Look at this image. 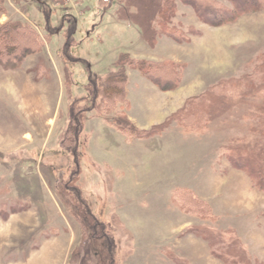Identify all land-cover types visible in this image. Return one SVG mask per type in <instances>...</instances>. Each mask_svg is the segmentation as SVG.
<instances>
[{
	"label": "rangeland",
	"instance_id": "obj_1",
	"mask_svg": "<svg viewBox=\"0 0 264 264\" xmlns=\"http://www.w3.org/2000/svg\"><path fill=\"white\" fill-rule=\"evenodd\" d=\"M218 1L233 8L230 20L210 25L178 2L174 23L184 36L152 43L150 30L149 44L139 26L118 17L117 0H0V28L23 20L32 28L24 34L41 40L18 67L0 64V264H79L84 241L101 264L102 242L63 189L74 171L75 156L60 145L70 106L82 126L77 183L115 242L116 264H225L214 251L233 237L246 259L264 264V189L227 153L256 102L245 86L229 85L260 83L264 4L237 13ZM122 54L128 59L108 70L123 67L126 99L104 100L93 81L99 85ZM150 61L174 63L178 84L159 88L138 69ZM206 92L236 95L207 122L175 120ZM166 122L160 134L148 133ZM206 228L218 231L219 246L203 237Z\"/></svg>",
	"mask_w": 264,
	"mask_h": 264
},
{
	"label": "trees",
	"instance_id": "obj_2",
	"mask_svg": "<svg viewBox=\"0 0 264 264\" xmlns=\"http://www.w3.org/2000/svg\"><path fill=\"white\" fill-rule=\"evenodd\" d=\"M142 5L138 6L136 4L130 3V0H117L116 12H118V17L128 20L132 23H135L142 30L144 39L147 43L150 44L149 40L145 37L146 33L152 31V43H156L159 37L163 35H170L176 40H180L184 35L181 31L175 26V17L177 10V3L189 4L191 5L198 17H200L203 22L210 25H215L222 20H230L234 15L233 8H228L224 5L219 4L218 0H139ZM230 4H233L236 7L237 13L241 11H246L249 9H258L264 4V0H227ZM232 2V3H231ZM222 9V10H221ZM50 11V9H48ZM50 13V12H49ZM74 22V21H73ZM72 22V23H73ZM11 23V24H10ZM4 23L2 28H0V46L3 49L0 50V64L4 66L14 68L18 67L21 63V59L25 54L35 51L37 42H41L40 38L35 36L26 35L31 32L30 24L23 20L18 22ZM49 25V24H48ZM47 25L45 31L47 32L48 38L53 39V36H57L55 29L48 33L50 26ZM76 27L75 23H73ZM73 28V27H71ZM70 28V29H71ZM74 29V28H73ZM69 32L65 35V41L70 39L71 34L74 32ZM24 34L25 40L16 37L15 34ZM40 36V35H39ZM28 39H27V38ZM186 37V35H185ZM47 38V39H48ZM4 57V58H3ZM126 58V59H125ZM128 59L127 54H122L118 57L117 60L112 61L110 65H107L108 68L111 67V64L120 65L119 61H124ZM138 69L147 74H150L149 78L155 83L159 88L165 90L167 86H172L178 84L179 77L182 76V71H178L174 63H161V62H141ZM123 67H118L116 70L106 71V75L102 78L99 85L96 84V81H93L92 89L94 94L98 92L102 95L103 99L110 100L112 98H120L122 102L126 99V81L127 77L124 74ZM260 68V83L247 81L246 84L240 83V81H233L230 83V87L239 88L244 87L243 92L250 95L256 99L254 107L249 111L245 116L248 118V128L245 129V126L242 125L243 134H236L235 132L231 135L230 138L232 143L227 149L228 162L230 165L236 169L244 171L251 179H253L254 184L264 189V59L259 65ZM169 75H168V74ZM177 77V80H175ZM250 82V83H249ZM91 84V82H90ZM243 84V85H242ZM229 87V88H230ZM250 92V93H247ZM236 95V94H234ZM228 95L226 93L224 96H220L213 92H206L204 95L199 97H192L187 100V103L184 107L176 112L175 120L179 123L186 122L194 117L197 118L199 124L201 121L205 120L207 122L208 117L210 118L215 112L219 111L222 104L228 103V98L234 96ZM126 102V101H125ZM94 105V104H93ZM95 108V106H93ZM127 105V103H126ZM72 124H68L63 132V136L60 140V145L65 147L75 156L74 159V171L70 175L67 183H65L63 189L66 191V195L71 202V204L76 207L79 211V216H81V221H83L87 227L95 234V241H101L102 246L101 250L103 251V256L101 259V264H116L115 254L116 247L114 240L110 235L104 233L105 225L102 221L98 220L92 213L85 197L82 194L81 189L77 183V176L79 174V160H78V149L75 144H77V133L80 132L82 126L78 118V112L74 111V107L70 106ZM107 111V110H106ZM182 112H186L181 115ZM109 116V115H108ZM203 116V117H202ZM207 116V117H204ZM122 117L114 118V122L120 125L123 121ZM168 122L157 127V131L148 132L152 134H160L162 126H166ZM189 123V122H188ZM233 123H235L233 121ZM241 125V124H240ZM239 125V128H240ZM182 126H184L182 124ZM186 127V126H184ZM192 129V128H190ZM147 133V134H148ZM204 238L214 239L209 241V243L220 245V235L218 231L214 229H202ZM212 237V238H211ZM232 241L228 245H224L223 248L219 247V250H222V253H219V250L214 251V255L225 262V264H252L250 259L244 257L243 252L240 249L242 245L238 238H231ZM90 242V240H89ZM97 243V242H96ZM90 243L89 247H92ZM237 243V244H236ZM82 252L79 259V264H93L90 258V250L88 249V242H82Z\"/></svg>",
	"mask_w": 264,
	"mask_h": 264
}]
</instances>
